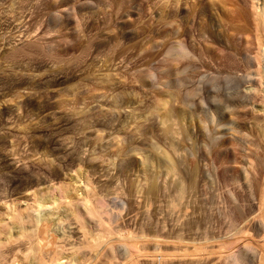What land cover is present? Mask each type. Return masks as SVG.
I'll return each mask as SVG.
<instances>
[{"label": "rangeland", "instance_id": "1", "mask_svg": "<svg viewBox=\"0 0 264 264\" xmlns=\"http://www.w3.org/2000/svg\"><path fill=\"white\" fill-rule=\"evenodd\" d=\"M248 5L0 0V217L5 204L27 212L33 193L68 183L88 201L57 238L80 263L127 264L120 248L107 256L116 229L143 236L128 264H226V243L263 244L264 111L247 88L260 86L252 58L264 63V23ZM179 43L191 57L170 56ZM81 224L95 245H79ZM1 235L0 264L26 263L29 243Z\"/></svg>", "mask_w": 264, "mask_h": 264}, {"label": "bare ground", "instance_id": "2", "mask_svg": "<svg viewBox=\"0 0 264 264\" xmlns=\"http://www.w3.org/2000/svg\"><path fill=\"white\" fill-rule=\"evenodd\" d=\"M69 1V0H68ZM125 1V0H124ZM81 1H79V4H84L85 2L87 1H84L82 3H80ZM247 2L249 3L250 5V10H251V14L254 18V20L256 21L255 24L259 21H261V24L264 23V0H247ZM88 3V2H87ZM52 4V3H51ZM82 4V5H83ZM92 4L94 5V3L92 2ZM92 4H89V5H92ZM87 4L85 3V6ZM88 5V6H89ZM248 5V6H249ZM83 6V7H85ZM91 7V6H90ZM50 12V11H49ZM70 12V11H69ZM54 14V12H53ZM59 16V15H58ZM161 14H159L158 16V19L161 18ZM58 18V17H57ZM50 19V18H49ZM62 20V19H61ZM256 27V26H255ZM258 27V26H257ZM263 27H264V24H263ZM50 31V30H49ZM261 31V30H260ZM264 31V30H263ZM262 31V33H264ZM261 34V32H259ZM127 34V33H126ZM125 35V34H124ZM260 36V35H259ZM262 36V34H261ZM260 36V37H261ZM262 39L264 38V34H263V37H261ZM259 38V39H261ZM261 39V40H262ZM68 40V38H67ZM52 42L53 40H49L47 44L48 45V48L52 47ZM261 41L259 40V43ZM264 43V39L262 41ZM261 42V43H262ZM71 43V42H70ZM260 50L259 52L263 53L264 54V44H260ZM169 54L170 56L174 57V58H182V57H188L190 56L191 57V52L182 44H178L177 46L173 47V48H170L169 50ZM259 55V53H258ZM259 56L262 57V54H260ZM173 58V59H174ZM254 60V63L256 62L257 64V70L255 72H257L256 75H258L260 77V80H259V85H250L247 89L254 93L255 95H260L261 94V104L257 105V106H254L256 107L257 109L259 110H262L264 111V69L262 70L260 66H262L263 64L260 63V61L262 62V60H259L258 56L252 58ZM98 74V73H96ZM95 74V75H96ZM46 76V75H45ZM99 75H96L95 77H98ZM109 76L107 73L106 74H100L99 76V79L98 80H102V81H109L108 77ZM60 77V76H59ZM63 77V76H62ZM60 77V78H62ZM257 78V77H256ZM64 79V78H63ZM97 78H95L96 80ZM100 81V82H102ZM263 85V86H262ZM226 93L228 94H231V90L229 91L228 88H227V91H225ZM248 92V91H247ZM216 95V94H215ZM252 94H248V96H250ZM230 96H233V95H230ZM246 96V95H245ZM251 97V96H250ZM216 98H220V97H215V100L217 101L218 99ZM248 98V97H247ZM214 99V96L213 98ZM242 99L243 102L245 101V97H243ZM231 100V99H230ZM229 102L227 101V103L224 101L223 103L225 104V107L229 108L234 106L232 102V100ZM236 100V99H235ZM242 101V100H241ZM248 103L249 101L246 100ZM125 102V101H124ZM219 102L220 104H222L221 102V99L220 101H217ZM253 104V103H252ZM120 105V104H119ZM19 107V106H18ZM125 107V106H124ZM123 107V109H124ZM22 109V108H21ZM116 109H118L116 107ZM122 109V108H121ZM122 109V112L126 109L123 110ZM231 110V109H230ZM85 111V110H84ZM121 111V110H120ZM233 111V110H231ZM125 112V111H124ZM87 113V112H86ZM126 113V112H125ZM122 114V113H121ZM84 115H87V114H84ZM209 117L213 118V113H209L208 115ZM84 117V116H83ZM3 124V123H2ZM46 154V153H45ZM50 159V158H49ZM173 167V166H172ZM173 170V169H172ZM174 170L175 172L177 171L178 174H182L181 172H179V169H177V165H174ZM78 173V172H77ZM180 176V175H179ZM183 175H181V183L184 182L185 180L183 179L182 177ZM88 178V177H87ZM77 180V179H76ZM73 181V180H72ZM78 181V180H77ZM87 182V181H86ZM89 182V181H88ZM179 182V181H178ZM194 183L196 182L195 180L193 181ZM73 183V182H72ZM186 183V182H185ZM192 183V182H191ZM88 184V183H87ZM85 185V184H84ZM90 185V184H89ZM193 185V184H192ZM69 184L68 183H60L59 184V187L58 189L55 188L54 190L57 191L56 193H46V191H44L43 193V190H39L38 193H33V198H34V201L36 203V206H34L33 208H31L32 210H27V212L23 209V210H19L17 209L16 205H15V202L13 203V201H11L12 203L11 204H8L7 205L5 204V207L3 209H5V212L2 213V215L5 213L6 214V217L4 218H1L0 217V234H2V232L5 233V231L7 232V234H9V236H7L6 238L9 239V237H13V236H16L17 238L19 239H23L24 241H26L27 243H29V248H28V251L26 252L24 249V251L26 252V257L25 259L27 260V264H82L83 262L86 263V259L88 258H85L83 259L84 257H82V259L84 260L82 263L79 262V259L77 257L80 256V254H77L76 255V251L77 249L74 250V248L72 250H67V249H64L62 246L63 245H60L59 243V238H57V236H59L61 233H59V230L62 226V222L64 220L67 221V218L69 217H73L74 219L78 220V216L79 214V211H78V205L77 201L79 200H83L85 199V197H87V195H85L84 193L81 194V195H78V194H72V192L69 191ZM88 186V185H86ZM185 186V185H184ZM189 186V185H188ZM196 186V185H195ZM194 186V187H195ZM193 187V186H191ZM83 188V187H82ZM88 188V187H87ZM84 189V188H83ZM89 189V188H88ZM195 189V188H193ZM50 190V189H49ZM85 190V189H84ZM72 191V190H71ZM83 191V190H82ZM183 191V190H182ZM42 192V194H41ZM74 192V191H73ZM85 192V191H84ZM87 193V192H86ZM262 198L264 200V190H263V193H262ZM86 200V199H85ZM88 201V200H86ZM8 202V201H7ZM83 202V201H82ZM81 202V203H82ZM31 203V202H30ZM32 204V203H31ZM262 204V203H261ZM29 205V204H28ZM82 206V205H81ZM87 207V209H86ZM86 207L84 206L83 208L85 209V211H90L91 212V206L90 204H86ZM35 208V209H34ZM95 210H97L95 208ZM25 211V212H24ZM82 211V210H81ZM87 214H89V212H86ZM95 213V212H94ZM262 213V212H261ZM97 214V213H96ZM84 215V214H83ZM95 218V217H94ZM91 219V218H90ZM94 220V219H93ZM99 220V219H98ZM98 222V221H97ZM97 222L95 223L97 225ZM103 222V221H101ZM64 223V222H63ZM94 224V226H95ZM99 224V222H98ZM104 224V223H103ZM261 227L263 226V230H264V211L263 213L261 214V220H260V223ZM100 225V224H99ZM108 225V224H107ZM81 228H78L79 230L81 229L82 231V241H79V245L81 246L83 243L86 244V246H92V245H95V241H97L98 239H95L92 237V235L90 234V232H88V228H90L88 226V228L86 229L82 224L80 225ZM93 227V225H92ZM106 227V226H105ZM112 227V226H111ZM109 228V227H108ZM4 229V230H3ZM100 230V228H98ZM97 229V230H98ZM110 229V228H109ZM14 230V232H13ZM95 230V229H94ZM93 230V231H94ZM103 230V229H102ZM115 230V229H114ZM61 231V230H60ZM101 231V230H100ZM104 231V230H103ZM97 232V231H96ZM107 232V231H106ZM105 232V233H106ZM94 233V232H92ZM100 233V232H98ZM97 233V234H98ZM110 233V232H107V234ZM103 234V233H102ZM118 234V236H117ZM63 235H65L63 233ZM101 237L104 236L101 235V233L99 234ZM110 236V234H108ZM111 235H112V232H111ZM115 235V233H114ZM112 235V237L114 236ZM6 236V235H5ZM107 236V235H106ZM146 236V235H145ZM0 237H4V235L0 236ZM62 236H60V239H61ZM99 237V236H98ZM108 237V236H107ZM111 237V239H107L108 241H104L106 242L107 244H110L109 246L106 245V249H107V256L110 258V259H114L116 258V255L120 252L117 253V248H120L122 251H123V254H124V260L126 261L127 260V264L128 262L129 263H132L133 261H135L137 258L140 257L141 254L137 253L136 252V246H137V243L134 245V243L132 242L133 240L135 241V239L137 240H141L143 239L141 236H138L137 234L134 235V233L132 232H121V230H117L116 229V237L114 236L113 238ZM17 238H12V240L15 241H18ZM103 238V237H102ZM109 238V237H108ZM101 239V238H100ZM99 239V240H100ZM104 239V238H103ZM147 239V238H146ZM11 240V241H12ZM102 240V239H101ZM117 242V244H114L115 241ZM118 240V241H117ZM156 240V239H155ZM7 241V240H6ZM23 241V242H24ZM114 241V242H112ZM2 242H5L2 240ZM1 242V238H0V243ZM10 241H8L9 243ZM61 242V241H60ZM148 242V241H147ZM150 242H153V241H150ZM158 241H156L157 243ZM264 242V241H262ZM25 243V244H27ZM103 243V242H102ZM141 243V242H140ZM138 242V246L140 244ZM2 244H5V243H2ZM1 244V245H2ZM104 244V243H103ZM144 244V240H143V243ZM140 244V245H142ZM146 244V243H145ZM148 244V243H147ZM153 244V243H152ZM158 244V243H157ZM156 244V245H157ZM160 244V242H159ZM161 247V245H159ZM78 245V246H79ZM150 245V244H149ZM155 245V246H156ZM182 245V244H181ZM206 245V244H205ZM6 246V245H5ZM27 246V245H26ZM48 246V247H47ZM75 246V245H73ZM77 246V244H76ZM77 246V248H78ZM79 246V247H80ZM117 246V247H116ZM152 246V245H151ZM177 246V245H176ZM193 246V245H192ZM196 246V245H194ZM193 246V249H196V250H199L201 251V246H204V245H198L197 248H194ZM200 246V247H199ZM210 246V245H209ZM208 246V247H209ZM223 246V245H222ZM3 247V246H2ZM82 247V246H81ZM84 247V245H83ZM205 247V246H204ZM71 248V246H70ZM109 248V250H108ZM141 248V247H139ZM137 248V249H139ZM159 248V247H158ZM162 248V247H161ZM177 248V247H176ZM207 248V247H206ZM146 249V248H145ZM154 249V248H153ZM203 249V248H202ZM205 249V248H204ZM208 249V248H207ZM140 250V249H139ZM138 250V252H139ZM148 250V249H147ZM161 250V249H160ZM160 250L158 251L156 248H155V251L153 252L154 255H158L160 254V256H162V253H159ZM165 250V249H164ZM163 250V251H164ZM195 250V252H197ZM120 251V250H119ZM142 251V250H141ZM166 251V250H165ZM168 251V250H167ZM166 251V252H167ZM23 252V251H22ZM146 252L148 251H145L143 254H145ZM152 252V251H151ZM203 252V250H202ZM206 252V250H205ZM77 253H80L79 251ZM116 253V255H115ZM149 253V252H148ZM158 253V254H157ZM165 253V252H164ZM201 253V252H200ZM222 253L225 255V258L227 260V263L228 261L229 262H234L236 264H239L243 261H245L246 259H248V257H251L253 258V261L255 264H264V243L261 244V245H253V244H250L248 242H229V243H226L223 247H222ZM142 254V255H143ZM152 253H150L151 255ZM20 255V254H19ZM23 255V254H22ZM147 255V254H146ZM152 255V256H154ZM164 255V254H163ZM113 256V258L111 257ZM115 256V257H114ZM119 256V254H118ZM105 257V256H104ZM121 257L122 254H121ZM144 257V255H143ZM159 257V256H158ZM23 258V257H21ZM91 258V257H90ZM142 258V257H141ZM161 258V257H160ZM18 259V258H17ZM16 259V261H17ZM81 259V258H80ZM81 259V260H82ZM107 259V257H106ZM109 259V260H110ZM122 259V258H121ZM140 259V258H139ZM143 259V258H142ZM25 260V261H26ZM86 260V261H85ZM118 260V259H117ZM123 260V259H122ZM123 260V261H124ZM13 261V260H12ZM21 261V260H20ZM18 262V261H17ZM17 262L13 263V264H16ZM24 262V261H23ZM122 262V261H121ZM20 263V262H19ZM24 263V264H26ZM83 263V264H85ZM126 263V262H124ZM226 263V264H227ZM22 264V263H20ZM88 264V263H87ZM118 264V263H117ZM120 264V263H119ZM123 264V263H122Z\"/></svg>", "mask_w": 264, "mask_h": 264}]
</instances>
